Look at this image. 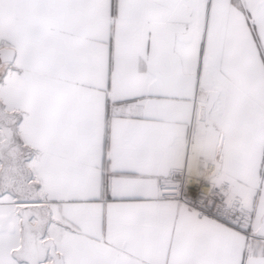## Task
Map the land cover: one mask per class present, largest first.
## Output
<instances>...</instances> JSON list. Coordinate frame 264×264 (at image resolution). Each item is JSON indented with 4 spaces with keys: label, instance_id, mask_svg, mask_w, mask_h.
I'll use <instances>...</instances> for the list:
<instances>
[{
    "label": "snow or ice",
    "instance_id": "1",
    "mask_svg": "<svg viewBox=\"0 0 264 264\" xmlns=\"http://www.w3.org/2000/svg\"><path fill=\"white\" fill-rule=\"evenodd\" d=\"M0 264H264V0H0Z\"/></svg>",
    "mask_w": 264,
    "mask_h": 264
}]
</instances>
